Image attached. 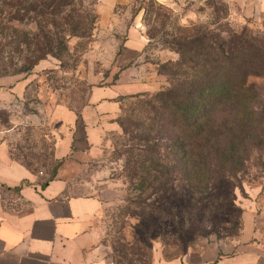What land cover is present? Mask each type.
I'll use <instances>...</instances> for the list:
<instances>
[{
    "label": "rangeland",
    "instance_id": "obj_1",
    "mask_svg": "<svg viewBox=\"0 0 264 264\" xmlns=\"http://www.w3.org/2000/svg\"><path fill=\"white\" fill-rule=\"evenodd\" d=\"M91 3L76 0L75 10L82 14L92 8L96 20L86 38L69 41L62 60L48 57L28 74L0 77L20 79L22 84L0 88V145H8L12 157L36 173L53 171L58 135L73 124L74 117L68 116L79 118L96 92L142 84L149 90L145 94L152 95L168 87L159 68L178 59L166 45L172 37L195 27L238 32L249 28L264 35L258 26L234 16L228 0H97L92 7ZM24 30L35 32L30 27ZM13 36L11 26L0 19V74L15 68L9 45ZM133 40L143 44L142 50L126 66L122 56L129 44L137 46ZM251 83L264 96V80ZM135 102H120L117 125L109 129L96 159L75 154L69 160L77 168L84 166L77 179L90 185L77 186V193L94 195L104 203L100 221L105 254L115 264H152L155 253L175 260L192 250L237 246L248 220L254 221L257 242L263 245L264 142L250 149L238 179L219 180L208 191L175 180L140 207L125 178L127 138L119 126L122 119H140V112L133 111ZM114 119L108 116L105 121ZM260 119L264 125V114Z\"/></svg>",
    "mask_w": 264,
    "mask_h": 264
},
{
    "label": "trees",
    "instance_id": "obj_2",
    "mask_svg": "<svg viewBox=\"0 0 264 264\" xmlns=\"http://www.w3.org/2000/svg\"><path fill=\"white\" fill-rule=\"evenodd\" d=\"M75 2L0 0L15 67L0 77L28 74L48 57L62 60L71 39L86 38L96 15L92 8L78 13ZM166 45L178 56L159 68L168 87L118 100H135L140 112L137 121L118 124L127 138L125 178L144 208L175 180L208 191L219 180L238 179L250 149L264 142V96L251 83L264 80V35L195 27Z\"/></svg>",
    "mask_w": 264,
    "mask_h": 264
},
{
    "label": "crops",
    "instance_id": "obj_3",
    "mask_svg": "<svg viewBox=\"0 0 264 264\" xmlns=\"http://www.w3.org/2000/svg\"><path fill=\"white\" fill-rule=\"evenodd\" d=\"M228 3L234 16L264 30V0H228ZM133 43L137 46L129 44L122 56L126 66L142 50L139 40ZM19 82L20 79L4 78L0 80V88H20ZM103 91L90 97L79 118L68 116L74 117L73 124L58 135L54 159L62 165L52 181V172L36 173L14 159L8 145H0V264H115L102 245L100 215L104 203L94 195L77 193V186L90 185L77 179L84 166L77 168L69 160L75 154L96 159L109 129L117 125L118 100L149 90L142 84H129ZM108 116L115 119L105 121ZM257 241L256 225L248 220L237 246L192 250L175 260H166L155 253L152 264H264V244Z\"/></svg>",
    "mask_w": 264,
    "mask_h": 264
}]
</instances>
